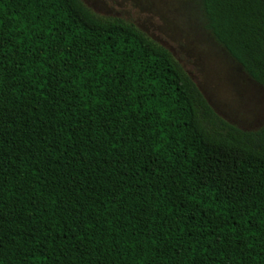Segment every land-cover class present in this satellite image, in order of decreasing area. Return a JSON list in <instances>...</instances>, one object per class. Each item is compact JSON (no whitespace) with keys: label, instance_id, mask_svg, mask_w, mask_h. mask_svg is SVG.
<instances>
[{"label":"trees","instance_id":"trees-1","mask_svg":"<svg viewBox=\"0 0 264 264\" xmlns=\"http://www.w3.org/2000/svg\"><path fill=\"white\" fill-rule=\"evenodd\" d=\"M264 87V0H195ZM0 264H264V126L82 0H0Z\"/></svg>","mask_w":264,"mask_h":264},{"label":"rangeland","instance_id":"rangeland-1","mask_svg":"<svg viewBox=\"0 0 264 264\" xmlns=\"http://www.w3.org/2000/svg\"><path fill=\"white\" fill-rule=\"evenodd\" d=\"M96 14L133 22L167 48L216 112L243 130L264 126V87L215 41L195 0H82Z\"/></svg>","mask_w":264,"mask_h":264}]
</instances>
